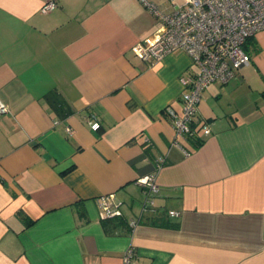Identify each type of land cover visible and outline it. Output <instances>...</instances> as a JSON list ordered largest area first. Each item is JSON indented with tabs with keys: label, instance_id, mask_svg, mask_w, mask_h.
Here are the masks:
<instances>
[{
	"label": "crops",
	"instance_id": "1",
	"mask_svg": "<svg viewBox=\"0 0 264 264\" xmlns=\"http://www.w3.org/2000/svg\"><path fill=\"white\" fill-rule=\"evenodd\" d=\"M47 1L0 0V264H123L129 247L133 264H264V30L181 135L169 110L196 67L135 54L160 24L142 0Z\"/></svg>",
	"mask_w": 264,
	"mask_h": 264
},
{
	"label": "built area",
	"instance_id": "2",
	"mask_svg": "<svg viewBox=\"0 0 264 264\" xmlns=\"http://www.w3.org/2000/svg\"><path fill=\"white\" fill-rule=\"evenodd\" d=\"M147 10L155 15L160 24L151 36L134 47L141 59L152 62L169 53L184 51L196 67L190 76L182 78L186 90L181 95L182 111L169 110L177 134L193 135L191 123L196 115L202 92L212 82L226 84L239 68L250 62L244 43L260 30H264V0H168L161 8L142 0ZM56 6L54 0L47 1L42 12ZM8 111V105L0 99V115ZM90 128L97 130L99 123L89 121ZM209 133L208 124L201 126ZM160 158L157 166L163 163ZM145 194L142 211H154V196L158 192L156 175L148 174L138 179ZM113 194L100 197L105 217L120 216L119 203ZM170 215H177L169 211ZM134 224V220L130 221ZM134 250L126 249L123 264H133Z\"/></svg>",
	"mask_w": 264,
	"mask_h": 264
},
{
	"label": "trees",
	"instance_id": "3",
	"mask_svg": "<svg viewBox=\"0 0 264 264\" xmlns=\"http://www.w3.org/2000/svg\"><path fill=\"white\" fill-rule=\"evenodd\" d=\"M99 129V128H98ZM195 138H197L196 136H194ZM201 141L200 140H198V143H200ZM120 222L122 223L123 222V220L122 219H120ZM134 250V249H133ZM135 254V253H134ZM134 256V255H133Z\"/></svg>",
	"mask_w": 264,
	"mask_h": 264
},
{
	"label": "rangeland",
	"instance_id": "4",
	"mask_svg": "<svg viewBox=\"0 0 264 264\" xmlns=\"http://www.w3.org/2000/svg\"><path fill=\"white\" fill-rule=\"evenodd\" d=\"M179 1V0H178Z\"/></svg>",
	"mask_w": 264,
	"mask_h": 264
}]
</instances>
